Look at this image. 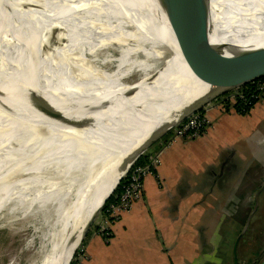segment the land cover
<instances>
[{"label":"bare ground","instance_id":"6f19581e","mask_svg":"<svg viewBox=\"0 0 264 264\" xmlns=\"http://www.w3.org/2000/svg\"><path fill=\"white\" fill-rule=\"evenodd\" d=\"M209 1L213 40L264 43V0ZM163 18L156 0H0V204L54 203L38 264H66L127 157L212 91L173 51L121 44H167Z\"/></svg>","mask_w":264,"mask_h":264},{"label":"crops","instance_id":"0c3cea01","mask_svg":"<svg viewBox=\"0 0 264 264\" xmlns=\"http://www.w3.org/2000/svg\"><path fill=\"white\" fill-rule=\"evenodd\" d=\"M194 138L163 136L157 176L90 233L85 264H258L264 257V99L245 113L214 102ZM152 148V147H151ZM150 148V149H151Z\"/></svg>","mask_w":264,"mask_h":264},{"label":"water","instance_id":"95a60500","mask_svg":"<svg viewBox=\"0 0 264 264\" xmlns=\"http://www.w3.org/2000/svg\"><path fill=\"white\" fill-rule=\"evenodd\" d=\"M156 1L164 17L156 24L158 36L166 38L168 46L165 43H156L151 46L148 43H142L137 47L133 40L124 42L120 40L121 44L134 47L132 56L135 55L136 58H138L136 56L137 52L143 55H152L145 52L147 49L155 50L157 56L163 50L167 52L166 57L171 55V51H173L195 77L209 84L213 89L208 95L196 102H194L195 99L192 100L193 97H190L188 110L183 112L174 122L155 132L127 157L121 174L117 177L109 192L102 198L95 215L134 160L153 143L157 142L174 124L183 119L188 113L198 109L207 100L264 75V43L245 47L233 41L212 39V36H217L218 32L211 33L210 11L212 7L209 0ZM248 33H250V30ZM89 223H87L77 242L71 248L66 264H68L76 244L82 238ZM235 262L234 255L232 264H235ZM258 264H264V257Z\"/></svg>","mask_w":264,"mask_h":264},{"label":"rangeland","instance_id":"374dc122","mask_svg":"<svg viewBox=\"0 0 264 264\" xmlns=\"http://www.w3.org/2000/svg\"><path fill=\"white\" fill-rule=\"evenodd\" d=\"M46 43L50 46L59 47V43L53 37H46ZM49 50V52H51V48H49ZM97 54H100V51H97ZM166 55L167 52L162 50L161 54L158 56L164 59ZM57 56L58 55H56V57ZM136 56L138 58H144L146 55L137 52ZM56 57H52L50 61L54 62L56 59L58 60ZM210 102H213V98L207 100L199 108L203 109ZM253 105L254 104L251 106ZM153 144L146 150L150 149ZM109 158L111 157L109 156ZM109 158L107 157L103 162L109 161ZM11 173L14 176L18 175L15 169L11 170ZM45 185V187H47L48 183H45ZM15 199L16 196H13L11 199L2 200L0 204V264H38V262L41 261L40 259L44 251H46L49 246L51 241L50 233H52L55 227L52 223V208H54V203H47L46 200H44L39 204L33 201L25 202L26 204H19ZM98 214L99 210L90 221L82 238L76 244L68 264L76 261L75 256L77 253L79 252L81 254L82 250H84L83 245L85 239L95 228ZM66 234L67 233L64 235L62 234L61 238L58 239V244H61L63 248L72 238V235H69V238ZM70 234H74V231L70 232Z\"/></svg>","mask_w":264,"mask_h":264},{"label":"built area","instance_id":"2783aa9c","mask_svg":"<svg viewBox=\"0 0 264 264\" xmlns=\"http://www.w3.org/2000/svg\"><path fill=\"white\" fill-rule=\"evenodd\" d=\"M249 82V85L244 89H237L236 87L227 90L224 98L229 102V107H231L230 103L236 98H240L248 104H254L256 101L264 99V75ZM213 102L222 106L224 104V102L222 103L215 98H213ZM208 123L209 118L204 111L196 109L171 127V132L170 135H168L169 138L167 141L175 137L194 138L202 132ZM165 144H167V142L158 145L156 148L144 151L148 152L146 160L139 163L133 162L128 167L125 174L122 176L124 177V181L121 183L120 189L113 194L112 198L106 202L103 209L99 211L97 216L98 219L92 233H97L104 238L109 236V224L117 219L121 211L127 209L132 202L141 195L143 177L146 174L157 176L156 166L159 163L160 151ZM83 249L81 254L79 252L77 253L75 256L76 261L71 264H85V246Z\"/></svg>","mask_w":264,"mask_h":264},{"label":"trees","instance_id":"16d2710c","mask_svg":"<svg viewBox=\"0 0 264 264\" xmlns=\"http://www.w3.org/2000/svg\"><path fill=\"white\" fill-rule=\"evenodd\" d=\"M250 82H246L240 86L237 87V89H244L246 88L248 85H249ZM227 91L219 94L218 96L215 97L216 100L220 101V102H224L223 104V107L225 108H228V103L227 100L224 98L225 94H226ZM226 100V101H225ZM231 107L233 110H235L236 112H239V113H245L250 107L252 104H248V103H245V101H243L242 99L240 98H236L233 102L230 103ZM199 111H202L203 109L202 108H199L198 109ZM170 130L168 132H166L164 135H163V138H166L168 135H170ZM158 145L157 143L153 144L152 148H156ZM147 155H148V152H143L141 153L135 160L134 162L135 163H139V162H144L147 158ZM124 181V177H121L119 179V181L117 182L116 186L114 187V189L112 190V192L108 195V197L106 198V200L102 203V205L100 206V209L99 211H101L104 207V205L106 204V202L108 200H110L113 196V194L115 192H117L119 189H120V185L121 183Z\"/></svg>","mask_w":264,"mask_h":264}]
</instances>
